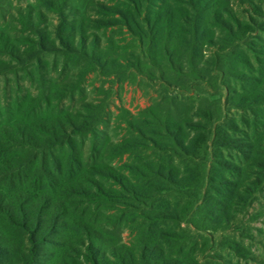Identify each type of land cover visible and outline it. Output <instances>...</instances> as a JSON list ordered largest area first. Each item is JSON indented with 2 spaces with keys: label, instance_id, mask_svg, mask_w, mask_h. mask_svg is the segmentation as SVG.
I'll list each match as a JSON object with an SVG mask.
<instances>
[{
  "label": "rangeland",
  "instance_id": "obj_1",
  "mask_svg": "<svg viewBox=\"0 0 264 264\" xmlns=\"http://www.w3.org/2000/svg\"><path fill=\"white\" fill-rule=\"evenodd\" d=\"M131 1L0 0V30L29 59L16 77L0 76V91L17 81L19 97L50 98V115L91 123L78 138L85 160L142 191L98 178L105 196L80 204L127 264H264V104L241 98L264 87V0H138L129 28L113 7L135 14L121 5ZM60 8L79 13L87 42L74 53L33 50V26L50 33ZM213 10L241 34L223 30ZM211 116L237 128L240 148L221 150L232 174L213 167L207 130L190 128L208 129ZM144 246L154 248L147 261ZM68 264L89 263L74 251Z\"/></svg>",
  "mask_w": 264,
  "mask_h": 264
},
{
  "label": "trees",
  "instance_id": "obj_2",
  "mask_svg": "<svg viewBox=\"0 0 264 264\" xmlns=\"http://www.w3.org/2000/svg\"><path fill=\"white\" fill-rule=\"evenodd\" d=\"M139 2L121 3L135 14L132 10L124 12L113 7L117 12L113 14L119 15L123 26H137L136 19L141 16L137 11ZM218 12L213 10L214 20L223 30L234 36L241 34L233 30L230 19ZM57 14V24L46 35L39 25H32L33 50L38 48L50 53L63 48L74 53L87 42L78 12L60 8ZM72 16L77 17L71 19ZM251 30L248 28L242 34ZM14 42L7 32L0 30V76L3 78L16 77L28 64L27 53L19 47L23 43L17 46ZM30 81L34 83L35 79ZM19 85L16 81L0 91V264H42L40 260L43 264H68L69 255L74 251L89 264H109V254L114 264H127L114 247H106L103 234L84 215L80 204L105 196L98 178L111 179L123 191L135 196H141L142 191L113 168L85 160L78 138L92 131L91 123H80L72 111L50 115L47 95L27 93L19 97ZM241 98L247 100L248 108L264 104V87ZM208 123V129L199 124H191L190 128L197 135L200 129L207 130L204 141L212 149L213 167L232 174L237 168L222 159L221 150L240 148L234 147L235 141L230 137V133L236 132V126H227L213 116ZM195 139L189 143L193 144ZM187 145V141H182L178 147L186 150ZM170 174L168 169L166 175L171 177ZM238 187L246 190L243 184ZM153 250L144 246L141 258L147 261L146 254Z\"/></svg>",
  "mask_w": 264,
  "mask_h": 264
}]
</instances>
